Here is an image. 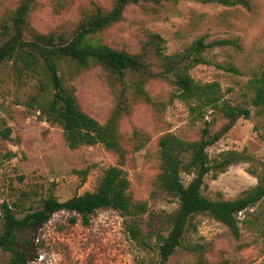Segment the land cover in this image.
<instances>
[{
  "label": "rangeland",
  "instance_id": "obj_1",
  "mask_svg": "<svg viewBox=\"0 0 264 264\" xmlns=\"http://www.w3.org/2000/svg\"><path fill=\"white\" fill-rule=\"evenodd\" d=\"M23 1L0 0V47L19 32L25 42L16 59L0 65V233L5 204L22 217L50 196L66 201L95 191L113 165L124 169L133 203L146 209L129 217L101 208L88 225L75 212H56L45 225L19 233V246L31 242L34 257L27 264H162L158 239L169 233L179 200L158 182L160 140L168 134L198 140L207 122L216 131L224 119L216 112H190L178 97L175 75L164 74L153 33L165 39L162 54L167 56L182 53L201 36L207 43L237 41L238 46L207 48L202 54L206 63L189 72L202 83L218 81L232 104L252 109L250 119H239L208 148L212 160H222L228 151L254 159L232 164L217 176L211 172L202 193L212 200H233L258 184L250 170L264 176V115H257L252 98L253 79L264 65V0H249L250 8L197 0L141 2L126 8L122 21L89 37L92 43L142 53L152 77L127 73L122 83L95 63L81 66L68 57L56 58L63 85L74 92L80 108L102 124L115 121L123 158L102 143L71 148L63 126L46 118L54 87L45 60L31 45L42 35L53 36L56 43L68 40L81 22L98 10L108 12L115 0H32L24 24L17 27L15 17ZM23 52L39 60L25 67ZM182 156L185 161L190 158ZM192 176L182 172L183 182L188 184ZM71 217L77 221L72 223ZM237 219L238 237L209 214L195 215L181 246L165 264H264V199ZM132 221L140 231L137 239L129 230ZM12 257L0 249V264H12Z\"/></svg>",
  "mask_w": 264,
  "mask_h": 264
},
{
  "label": "trees",
  "instance_id": "obj_2",
  "mask_svg": "<svg viewBox=\"0 0 264 264\" xmlns=\"http://www.w3.org/2000/svg\"><path fill=\"white\" fill-rule=\"evenodd\" d=\"M150 1L167 0H115L114 6L108 12L102 13L101 10H98L94 16L81 22L68 40L56 43L53 36L42 35L38 36L37 40L31 44L33 49L39 53L38 57L45 60L49 71L48 75L54 87L52 102L45 109L46 118L63 126L71 148L102 143L105 148L115 151L120 158L124 156L115 121L111 120L107 124H102L80 108L74 92L66 89L63 85L58 74L56 58L59 56L68 57L81 66L95 63L102 66L107 72L116 75V79L122 83L127 73H141L147 77L154 76V72L142 53H131L100 42L89 41L91 35L122 21L124 12L129 5ZM197 1L251 7L249 0ZM31 2L32 0H24L19 6L15 17L17 27L24 24ZM152 37L155 42L156 54L160 55L164 61V74L173 73L175 75L174 83L179 91L178 97L189 107L190 112L198 115L216 112L224 119L223 125L216 131H211L210 122H207V126L203 128L202 136L198 140L188 141L172 134L165 135L160 140L161 171L158 175V182L168 194L179 200L178 209L170 216L172 226L169 233L166 236L160 235L158 239L161 262L165 264L181 246L187 226L192 217L197 214H209L226 224L238 237L240 235L238 214L264 199V176L258 174L254 169L250 170L258 178V184L233 200H212L202 193L205 177L211 172L217 176L232 164L254 159L243 152L228 151L223 155L222 160H212L208 148L228 133L239 119H250L252 109L244 105L232 104L225 98L218 81L202 83L195 80L189 72L191 67L206 63L202 54L207 48L226 45L238 46L237 41L226 38L207 43L205 37L201 36L182 53L167 56L162 54L165 39L158 33H153ZM24 44L20 32L11 36L0 47V65L5 61L16 59L19 48ZM29 53L23 52L20 56L25 67H31L39 60ZM229 70L237 71L234 67H230ZM253 86L252 105L257 108V115L263 116L264 65L261 72L254 77ZM139 90H142L141 87ZM185 153L190 155L188 161H185L182 156ZM182 172L193 175L188 184L183 182ZM129 189L130 181L124 169L113 165L106 170L100 186L95 191H86L66 201H60L50 196L44 200L42 207L22 217H18L9 205L5 204L3 207L4 229L0 233V249L13 254L12 264H27L34 257L31 252V242L25 240L22 246H19V233H27L33 227L45 225L56 212L61 210L80 215L85 225L90 223L91 216L101 208H111L119 211L123 216L129 217L136 211L145 212L146 209L143 206L136 207L133 203ZM70 221L75 223L77 217H71ZM137 227L136 221H132L129 225V230L135 239L140 234Z\"/></svg>",
  "mask_w": 264,
  "mask_h": 264
}]
</instances>
